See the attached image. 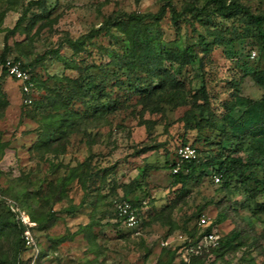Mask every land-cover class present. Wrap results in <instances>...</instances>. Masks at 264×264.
Masks as SVG:
<instances>
[{
  "label": "rangeland",
  "instance_id": "rangeland-1",
  "mask_svg": "<svg viewBox=\"0 0 264 264\" xmlns=\"http://www.w3.org/2000/svg\"><path fill=\"white\" fill-rule=\"evenodd\" d=\"M14 1L0 0V13H5L0 23V54L4 48L5 31L14 26L20 15L19 3L12 4ZM190 1L47 0L48 8L53 9L49 24L42 27L39 24L40 26L31 30L28 38L25 35L10 38L7 42L11 49L8 57H19L24 63H28L43 53L56 49L63 38L75 39L91 29L98 28L106 17L117 12L155 13L161 7H165L162 28L169 41H173L177 34L175 26L169 20L170 7L179 12ZM240 1L254 12L264 11V0ZM200 2L199 5H202L203 0ZM203 19L209 21L211 26L217 22V17L211 9ZM177 26L180 28V40L176 41L177 44L182 45L187 37L190 40L194 36L192 27L183 21H179ZM194 27L202 30V25L197 21L194 22ZM22 40L23 56L15 45V42ZM93 43L92 57L97 61L102 54L98 47L106 46L108 39L100 35ZM196 51L198 57L192 61L181 78L189 100L193 93L204 85L209 96L210 111L214 116L220 117L224 114V103L233 97L236 83L241 96L255 100L260 98L261 89L246 75L243 65V61H247L248 66L264 67V63L258 60L257 51L250 39H244L233 47H214L208 56L200 53L198 48ZM59 53L68 58L71 49L63 45ZM104 61L107 59L104 58ZM93 72L99 73L97 70ZM32 74L42 80L48 76L76 75L74 71L67 69L62 61L50 56L41 65H36ZM0 88L9 102L6 108L0 110V143H7L0 150V194L13 201L20 209L28 211L37 220L53 214L45 230L36 229L33 233L41 255L39 264H155L165 242H168L169 247L177 248L174 264H187L193 255L187 251L192 240L188 239L187 244H184L187 236L182 233L180 227L182 219L199 213L206 215L213 222L220 212L226 213V220L218 224L216 230L225 236L236 229L245 245L227 252L222 259H216L207 251L208 255L203 264H250L251 259L254 264H264V214L253 209V203H249L247 209L241 207L245 196L238 187H232L237 191L235 194L220 190L221 182L215 181V176L210 170L187 185L186 197L173 212L177 228L169 236L166 228H160L158 225L140 229L139 234H136L133 230L117 225L113 220L111 222V213L101 216L102 208L91 213V208L83 207L73 215L66 214L65 210L71 205H77L83 196L76 183L67 188V197L60 202L53 203V196L46 198L47 183L67 175L68 167L83 161L91 151L93 163L98 162L95 161L98 154L102 156L100 158L110 157L109 160L100 161L98 167H109L113 163L122 167L117 175L119 178V173H123L119 180L127 184L133 180L143 181L147 195H144L142 190H135L129 193L126 199H141L145 204L144 217L149 219L153 213L166 206L180 189L179 186L171 185L170 169L165 167V162L167 160L171 164L177 160L176 153L181 145L194 146L201 158L207 153L217 154V131H199L194 128L195 121L191 119L189 127L185 126L183 116L190 106L174 108L164 104L162 111L150 114L135 104L137 96H133L128 101V108L112 114L103 113L102 116H97L98 118L90 117L83 122L88 133L97 135L91 150L86 146L84 136L75 132L69 136L68 142L65 141L66 151L53 155L51 152H38L35 149L37 123L31 118V113L43 100L44 92L32 89V103L27 105L17 81L6 77L0 81ZM74 109L82 111L84 107L78 103ZM200 135L202 139L198 140ZM206 138V141L203 140ZM224 145L226 153L234 151L233 145ZM146 146L158 148L134 154ZM52 165H57V169H53ZM137 166L138 171L135 169ZM129 175H134L135 178L131 180ZM109 179H113V176ZM257 201L263 202L264 198ZM0 217L9 222L16 220L12 214L10 216L5 211H0ZM195 224L196 218L187 224V227L192 229ZM148 251L150 252L147 254ZM30 255V252H25L22 259L25 260ZM14 258L12 237L0 238V264H13Z\"/></svg>",
  "mask_w": 264,
  "mask_h": 264
},
{
  "label": "trees",
  "instance_id": "trees-1",
  "mask_svg": "<svg viewBox=\"0 0 264 264\" xmlns=\"http://www.w3.org/2000/svg\"><path fill=\"white\" fill-rule=\"evenodd\" d=\"M200 1L191 0L179 12L170 7L169 20L175 26L177 34L173 41H169L162 28L165 7H161L155 13L117 12L106 17L98 28L91 29L75 39L65 37L56 49L47 51L28 63H24L19 57L11 58L19 62L21 68L30 74L32 89H40L45 94L41 103L36 105L31 113V118L37 123L35 149L38 152L48 151L53 155L64 153L65 141L68 142L69 136L75 132H80L84 136L85 144L91 150L96 143L97 135L88 133L83 122L90 117L98 118L97 116H102L103 113L112 114L128 108L130 106L128 101L133 96H137L135 104L150 114L162 111L164 104L174 108L190 106L183 116L186 127H189L191 119L195 121L194 128L199 131L208 129L218 132L216 155L207 153L201 158L198 152L196 160L184 162L175 174L171 173V169L177 160L171 164L166 160L165 167L170 169L171 185L179 186L180 189L166 206L153 213L149 219L144 217L145 204L141 199L136 197L132 201L126 199L128 194L135 190H142L144 195H147L143 181L133 180L124 185L122 196L115 195L114 188L107 194L101 193L102 184L109 179L116 165L113 163L109 167H98L99 158L102 156L98 154L95 160L98 162L93 163L90 151L83 161L68 167L67 175L47 183L46 198L53 196V203L64 200L67 197V188L73 183L80 187L83 192L81 201L66 209V214L73 215L89 203L92 206L91 213L102 208L101 216L111 213L110 221L113 220L117 225L124 227L117 215L116 202L127 201L135 211L141 230L151 225H159L166 228L169 236L177 228L173 212L186 197L187 185L204 176L207 170L219 177L220 190H225L228 194L237 192L232 189L233 186L241 190L245 196L241 207L247 209L248 204L253 203V209L264 214V201H257L264 198V67H251L247 61H243L246 75L261 89V96L256 100L241 96L238 84H234L233 97L224 103V114L220 117L211 113L209 96L204 85L199 87L189 100L184 82L181 81L192 61L198 57L197 48L204 56H208L214 47H233L248 38L257 51L258 60L264 63V11L254 12L240 0H203L202 5H199ZM15 2L19 3L20 15L14 26L4 33V48L0 54V61L10 58L8 55L11 49L7 45L10 38L15 35H25L28 38L31 30L39 24L41 27L49 24L52 15L53 9L48 8L47 0H15L12 4H16ZM209 9L213 10L217 17V22L212 26L209 21L203 19L208 15ZM4 16L5 13H0V23ZM179 21L191 26L194 34L190 40L187 37L182 45L176 43L180 40V28L177 26ZM195 21L202 25L201 31L194 27ZM100 35L108 39V44L98 47L102 54L96 61L92 57L91 46L94 44L93 40ZM168 43L174 45L169 46ZM15 45L23 56L21 48L23 40L15 42ZM63 45L71 49L68 58L59 53ZM49 56L62 61L66 68L74 71L76 75L48 76L43 80L37 78L32 74V69L36 65H41ZM103 57L107 61H104ZM96 70L99 73L93 72ZM6 77L9 76L1 71L0 81ZM22 95L25 102L31 94ZM78 103L83 105L82 111L74 109ZM25 104L29 105L26 102ZM8 105L9 102L0 88V110ZM201 136L198 140L202 139ZM203 140L206 141L207 138ZM225 143L233 145L234 151L226 153ZM6 145L7 143H0V150ZM157 148L158 146H146L134 154ZM52 167L57 169L58 166ZM96 176L100 177L99 180ZM111 182L115 183V178L110 179ZM0 211H5L10 216L12 214L4 203H0ZM28 215L31 221L36 223L32 228V234L36 229L45 230L48 227V220L53 217V214H48L46 218L37 220L31 214ZM200 216L198 213L182 219L180 227L182 233L187 236L185 245L188 239L192 240V244L196 243L204 234L216 229L218 224L226 220V213L220 212L215 221L200 231L197 226ZM194 218L196 224L189 229L187 224ZM22 229V225L16 220L9 222L0 217V238L11 236L13 239L15 248L13 264H29L30 261L29 258L22 259L23 253L31 252L24 245ZM244 245L240 232L235 229L225 236L220 234L216 247L203 250L199 255H192L187 264H203L208 255L207 251L216 259H222L227 252ZM176 250L177 248L168 245L163 246L155 264H174ZM40 258L38 252V264ZM250 264H254L252 259Z\"/></svg>",
  "mask_w": 264,
  "mask_h": 264
},
{
  "label": "built area",
  "instance_id": "built-area-1",
  "mask_svg": "<svg viewBox=\"0 0 264 264\" xmlns=\"http://www.w3.org/2000/svg\"><path fill=\"white\" fill-rule=\"evenodd\" d=\"M1 71H4L10 78L19 83L22 93L25 95L31 94L32 83L30 80V74L21 68L19 62H16L11 58H6L3 61H0V73ZM25 102L30 104L31 98H27ZM197 157V150L192 145H181L177 150V161L175 166L171 169V173H177L184 162L194 161ZM215 181H219L218 176H215ZM0 203H4L8 210L16 218V221L22 225L23 229L21 235L24 245L31 251V255L28 257L30 259L29 264H37L39 251L32 234V228L35 226V223L31 221L27 212L20 209L13 201L3 197L1 194ZM116 211L118 218L122 221V225L127 229L135 231L136 234H139L140 222L131 204L127 201L116 202ZM210 224L211 221L209 217L204 214L199 217L197 222V226L201 231L205 230ZM219 239L220 234L218 231L216 229H212L210 232L204 234L196 243H190L187 251L193 255H198L204 249L216 247ZM167 243L168 242H165L163 245H167Z\"/></svg>",
  "mask_w": 264,
  "mask_h": 264
},
{
  "label": "crops",
  "instance_id": "crops-1",
  "mask_svg": "<svg viewBox=\"0 0 264 264\" xmlns=\"http://www.w3.org/2000/svg\"><path fill=\"white\" fill-rule=\"evenodd\" d=\"M99 159H100V161H103L105 159L106 160H109L110 157L105 156L104 158H99ZM135 169L138 171L139 170L138 166ZM120 170H122V167L117 165L116 168H115V170H114V172H112L110 174V176H113V178H115V183H112V182L110 183V179H107V181L104 184H102V186H101V189H100V192L101 193L107 194V192H109L110 189H113L114 188L115 195H118V196H122L123 195V186L124 185H127V183L125 181H123V180H119L123 176V173H119L120 174L119 175V178H117L118 172H121ZM151 173H150V176L152 178ZM155 173L157 174V172H155ZM96 177L99 180L100 177H98V176H96ZM128 178L131 179V180H133V178H135V176L134 175H132V176L129 175ZM127 182H129V181H127ZM85 208H91L92 209V206L89 203H87V206H85ZM159 227L161 228V226H159ZM163 229H165V228H163Z\"/></svg>",
  "mask_w": 264,
  "mask_h": 264
}]
</instances>
